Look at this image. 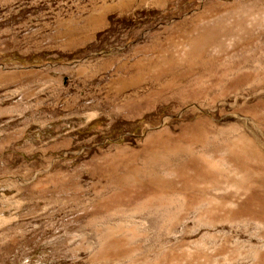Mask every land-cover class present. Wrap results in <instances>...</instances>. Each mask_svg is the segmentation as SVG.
Here are the masks:
<instances>
[{"label": "rangeland", "instance_id": "rangeland-1", "mask_svg": "<svg viewBox=\"0 0 264 264\" xmlns=\"http://www.w3.org/2000/svg\"><path fill=\"white\" fill-rule=\"evenodd\" d=\"M114 1L0 0V264H264V18L245 16L246 0ZM231 6L241 25L210 48L206 74L136 108L107 98L136 49L160 40L175 54L172 29L202 11L213 26L211 9ZM72 21L84 29L59 33ZM203 121L227 127L212 141L250 140V175L228 163L220 184L197 185V200L170 195L169 206L143 207L90 175L151 131ZM107 197L114 207L89 212ZM112 241L125 244L102 256Z\"/></svg>", "mask_w": 264, "mask_h": 264}, {"label": "bare ground", "instance_id": "bare-ground-1", "mask_svg": "<svg viewBox=\"0 0 264 264\" xmlns=\"http://www.w3.org/2000/svg\"><path fill=\"white\" fill-rule=\"evenodd\" d=\"M242 4H245V7H242L245 16L264 18V0H246ZM115 6L117 5H114V7ZM213 8L214 7H212V9ZM219 8L221 9V7ZM219 8L217 9L219 10ZM234 8H236V6H234ZM239 8L241 9V7ZM239 8H237V10L241 12ZM212 9L210 13L215 17V25L210 27L203 26L204 24L202 23L205 22L203 20L206 19V21H209L211 18L209 19L207 15L209 13L206 12V14L202 11V13L196 16L194 21L191 20L193 23H186V25L182 24L184 26L179 25L171 30L170 37H177L176 39L180 40L181 43V47H177L175 54L167 53L166 50H163V41L159 40L153 42L149 47H137V54H135V56L130 54L131 58L133 57L132 61L131 58L127 56L121 65L119 62V65L116 67V74L118 77L113 78L110 84L107 83L109 86L107 98L111 97L115 99L118 98L117 96H119V98L123 96L124 102L122 107L124 104L126 105H124L125 107H130L129 104L131 103V107L133 108L137 104L140 105V102L147 101L151 96L158 94L165 88L175 87V90L182 91V87L188 82L187 80L185 81L187 77L203 76L208 65L213 62L209 52L210 48L216 45V41L221 34L224 36L226 34L233 36V32L241 25L238 14L234 13L237 11L233 10L232 6L225 8L228 14H222L219 11L212 14ZM84 22L92 23L91 17L87 16ZM96 23L99 22L97 21ZM222 23L229 24L227 27H224L220 26ZM81 24L83 25V23ZM81 28H83V26L72 21L70 23L68 22V27L64 28L66 29L65 31L63 30L64 32L59 31V33H63L67 37L74 34L75 31H79ZM81 40L77 41L75 39L78 43L82 42ZM167 42L168 41H166V43ZM109 64L110 62L106 63V66H104L107 67ZM110 66H112V64ZM111 101L112 103L115 102V107L121 108V104H117L119 102L112 99ZM235 128L238 127L235 126ZM226 129L227 127L225 128V126L221 127L219 124L203 121L191 127L187 126L180 128L179 132H171L169 130L151 131L136 148L126 147L121 151H117L115 156H113L112 153L111 156L113 157L109 156L112 159L109 158L110 161L108 160V162L105 160L102 164L99 163L100 161L97 163L94 162V169L91 170L90 175L95 179L106 180L105 182H107L108 187L117 186L121 188L122 192L124 191L127 195H131L134 199L142 197L143 200L140 201V203L142 202L141 205L137 203L139 204L138 206L142 207L147 204L150 205V203L154 201L161 202L165 205L173 199L170 195L174 196L175 200V196L181 197L192 194L195 201L197 200V194L194 195V192L198 187L197 185L202 181L218 184L226 172L225 169L228 167V163L231 164V169L234 166V170L241 171L245 175H250L254 171L253 167H251L250 163L247 161L250 162L255 156V148L253 150L252 147L254 146H252L247 137L244 138L241 136L242 133L231 143L225 141H220L221 143H218L219 141L215 142L212 141V138H210L211 140L208 138V134L211 132L214 133V135H222V131H226ZM232 129H234V127ZM250 147L254 151L253 153ZM256 156L259 158V155ZM168 175L171 177H168ZM202 194H205V192ZM113 196H117V194ZM108 197L106 202L103 203L101 201L102 203L99 202L92 205L89 212L95 215L102 212L101 210L103 209H108L110 206L112 208L117 199ZM120 202H122V200ZM129 202L131 201H128V203ZM132 202H134V200ZM167 206L169 205L167 204ZM106 238V240L109 239L108 237ZM124 244L125 243L121 241L110 242L106 251L103 252L100 250L103 252H101L102 256L106 255L110 249L111 252L113 249L123 248ZM101 246L103 247L104 245Z\"/></svg>", "mask_w": 264, "mask_h": 264}]
</instances>
